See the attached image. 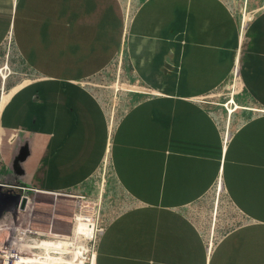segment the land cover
<instances>
[{
  "label": "crops",
  "instance_id": "crops-1",
  "mask_svg": "<svg viewBox=\"0 0 264 264\" xmlns=\"http://www.w3.org/2000/svg\"><path fill=\"white\" fill-rule=\"evenodd\" d=\"M241 2L0 0V44L34 75L0 107V184L95 198L107 160L128 207L96 264H264V0L244 1L243 32ZM234 72L249 110L225 133L226 112L197 100ZM103 81L127 89L86 84Z\"/></svg>",
  "mask_w": 264,
  "mask_h": 264
},
{
  "label": "rangeland",
  "instance_id": "rangeland-1",
  "mask_svg": "<svg viewBox=\"0 0 264 264\" xmlns=\"http://www.w3.org/2000/svg\"><path fill=\"white\" fill-rule=\"evenodd\" d=\"M244 1L248 3V0H242L241 7L239 9L240 18L245 14V11H247L246 20L248 22L249 17H252L256 13L258 8H249L248 5L247 6L245 5L243 7ZM16 60L19 61L18 55H16L13 50V42L3 40L0 44V65H3V63H8L10 74L7 76L6 80L2 79V77L0 76V99L2 96H4V99L6 100L7 97L18 86L27 82L29 79H31L34 76L31 72L29 73L25 71L22 65H16L15 63ZM118 64L119 63H116V68L119 67ZM115 75L117 76V70L115 72ZM109 78L113 79V77L111 76H109ZM114 79H116V77ZM86 84L87 86L99 88L97 90L98 93H102V91L108 94L110 92L120 93V90L127 89L126 86H120L118 82L109 83L103 81L101 83L87 82ZM1 86L3 87L1 88ZM143 89L145 88L143 87ZM133 91H135V93H138L140 95L148 94V91H141V90H133ZM242 92L243 90L240 86V82L238 84L237 81L234 89V99L236 103L239 96L242 95ZM230 96H231V89H230V78H229L226 84L220 89L218 88L211 93L199 97L200 100H204V103L206 101L208 105L216 106L215 108H218L219 114L222 111L226 112V116H227L226 123H228V126L226 128L227 131L225 133H229V119L232 114L228 113L227 109L224 108V104H226L229 101ZM237 104L241 108L240 110H249L248 107H244L240 103ZM218 110L216 112H218ZM107 167H108L107 164L106 165L103 164L101 176L98 175L94 177V182H98L101 180L99 183H96L95 198L90 188L81 189L80 192L68 191L66 193L64 192L61 193V195L40 194L39 196H37V198L34 197L36 199L30 202L31 204L30 203L27 204L28 208H26L27 210L25 213L27 218L33 220L32 221L33 227L43 232H46L48 229L52 228L53 233H59L61 234V236H64V238L71 237L72 236L71 233L74 227H77V224L75 225L74 220H75V215L78 214L81 215L83 218L90 217L92 219V224L95 225L96 232L100 231L101 229H104L105 226L118 213H120L121 211H123L128 207V202H126L125 197H123L119 191L116 190H112V192L106 191L105 187L107 185V181L110 175V173L107 170L108 169ZM216 187L217 186L215 185V189ZM216 190L207 199L208 212L211 211V215L212 216L214 215V219L211 220V222H206L204 220L206 223L211 225L209 232L208 230L204 232L207 237L209 233V239L207 238V240L209 241L210 244L216 241V237L213 236L215 234V228H216L215 223L217 221L216 219L218 213L217 207L220 201V197H219L220 195H218V191ZM32 199L33 198H31V200ZM81 202L94 203L95 210H93L92 216H90V213H88L87 210L81 211ZM214 207H215V211H214ZM208 217L209 215L206 216L207 219ZM2 218L0 219V223H2L1 222ZM208 221L210 220L208 219ZM208 227L209 225L206 228L208 229ZM0 228L2 227L0 226ZM0 234H2L0 236V241H1L3 240L4 232L0 231ZM75 243L76 241H74V244ZM72 258H73L72 255L67 256L64 259L65 260L64 264H73Z\"/></svg>",
  "mask_w": 264,
  "mask_h": 264
},
{
  "label": "built area",
  "instance_id": "built-area-1",
  "mask_svg": "<svg viewBox=\"0 0 264 264\" xmlns=\"http://www.w3.org/2000/svg\"><path fill=\"white\" fill-rule=\"evenodd\" d=\"M237 72V69H236ZM3 86H1L2 88ZM2 91V90H1ZM200 103H204V100H197ZM206 103V101H205ZM3 191H12L13 194L19 196V201L13 206V213L16 215L14 221L0 223L2 227L0 231L4 232L3 240L0 241V264H47L42 258H47L44 254H41L33 244L36 242H41L43 240H63L64 236L59 233H53L52 228L48 229L46 232L38 230L33 227V223L24 214V210L28 206L27 204L32 202L40 194L45 195H61L63 192H52L37 190L35 188L23 186V185H5L0 184ZM221 187V182L217 184L216 189ZM66 193V192H64ZM36 197V198H34ZM31 198H33L31 200ZM21 200L25 201L24 209H20ZM6 203H4L5 206ZM31 204V203H30ZM11 215L9 212L4 211L1 217ZM52 227V226H51ZM19 230V231H18ZM104 229L92 234V238L83 241L81 244L75 246H81V255L79 258H84L83 264H96V247L98 242V237L103 232ZM65 240V239H64ZM34 247H33V246ZM8 246V249H7ZM210 243L207 244V249L211 250ZM22 258H34L33 260H24ZM54 258V257H50ZM5 261V262H4Z\"/></svg>",
  "mask_w": 264,
  "mask_h": 264
},
{
  "label": "bare ground",
  "instance_id": "bare-ground-1",
  "mask_svg": "<svg viewBox=\"0 0 264 264\" xmlns=\"http://www.w3.org/2000/svg\"><path fill=\"white\" fill-rule=\"evenodd\" d=\"M127 19H128V14H127ZM247 23L248 22L244 23V16H242L241 20H240L241 32H243V29H245V26ZM9 74H10V69H9L8 63H3V65H0V76L2 77V79L6 80V78ZM235 80L237 81L236 72H234L232 74V77L230 78V84H232V82H235ZM233 89H235V87L232 88V90ZM1 101L2 102H0V104H1L0 107L3 108V102H4L3 96L1 97ZM224 108H226L230 114L234 113V112H238L241 109L238 106V104L235 102V100L233 98V93H231V97H230L229 101L226 104H224ZM227 135L228 134H226V136ZM104 164L105 165L107 164V160L104 161ZM216 191H218V195H220L221 187H219ZM4 203H6L4 207H7L8 212L11 215L5 216L3 218L0 217V219L2 218L1 222L5 223V222H7V219L10 222L14 221L16 215L10 210V209H13V207L11 206L12 201L10 199H6L4 201ZM26 208H28V207H26ZM26 210L27 209L24 210V214L26 213ZM83 210H87V212L90 213V216H92L93 210H95L94 203L81 202V211H83ZM32 221L33 220L30 219V222H32ZM74 221H75V225L77 224V227H74L75 230L73 229V231L71 233L72 234L71 237H65L64 238L65 240L64 239L63 240L48 239L46 241L43 240L39 243L36 242L35 244H33L36 248H38V250L41 254L47 255V256H45L47 258H42V260L45 261L47 264H64V261H65L64 259L69 255L73 256V258H72L73 264H76V263L77 264H83L82 260L84 258H79V256L81 255V249L82 248H81V246L79 247V246H75V245L77 244V242H78V244H81L83 241H86L87 239L92 238V234L94 233V230H95V225L92 224V219L90 217L89 218L88 217L83 218L81 215H78V214L75 215ZM1 235L2 234H0V236ZM74 241H76L75 244H74ZM210 245L213 247V243H211ZM7 249H8V246H7ZM50 257H54V258H50ZM22 259L33 260L34 258H22Z\"/></svg>",
  "mask_w": 264,
  "mask_h": 264
},
{
  "label": "water",
  "instance_id": "water-1",
  "mask_svg": "<svg viewBox=\"0 0 264 264\" xmlns=\"http://www.w3.org/2000/svg\"><path fill=\"white\" fill-rule=\"evenodd\" d=\"M2 188L3 187L0 186V217L4 211L8 212L7 207H4V204H3L6 199H10L12 201V204H11L12 207L19 201L18 195L13 194L12 191L3 192ZM24 205H25V201L21 200L20 209H24ZM13 209H10V210L13 212Z\"/></svg>",
  "mask_w": 264,
  "mask_h": 264
},
{
  "label": "clouds",
  "instance_id": "clouds-1",
  "mask_svg": "<svg viewBox=\"0 0 264 264\" xmlns=\"http://www.w3.org/2000/svg\"><path fill=\"white\" fill-rule=\"evenodd\" d=\"M215 208V207H214Z\"/></svg>",
  "mask_w": 264,
  "mask_h": 264
}]
</instances>
